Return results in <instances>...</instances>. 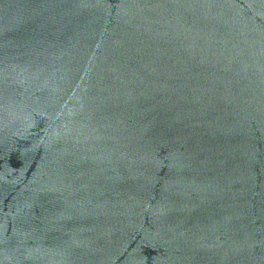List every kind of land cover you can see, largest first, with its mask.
Here are the masks:
<instances>
[{
	"label": "water",
	"instance_id": "1",
	"mask_svg": "<svg viewBox=\"0 0 264 264\" xmlns=\"http://www.w3.org/2000/svg\"><path fill=\"white\" fill-rule=\"evenodd\" d=\"M0 264H264V0H0Z\"/></svg>",
	"mask_w": 264,
	"mask_h": 264
}]
</instances>
